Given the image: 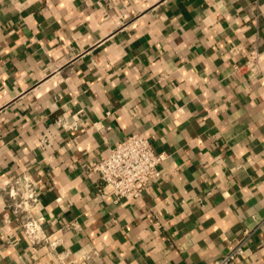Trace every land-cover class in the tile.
I'll return each instance as SVG.
<instances>
[{"label": "crops", "instance_id": "1", "mask_svg": "<svg viewBox=\"0 0 264 264\" xmlns=\"http://www.w3.org/2000/svg\"><path fill=\"white\" fill-rule=\"evenodd\" d=\"M130 133L161 175L96 199L85 164ZM21 172L48 240L0 187V264H212L245 228L235 264H264V0H0V186Z\"/></svg>", "mask_w": 264, "mask_h": 264}, {"label": "built area", "instance_id": "2", "mask_svg": "<svg viewBox=\"0 0 264 264\" xmlns=\"http://www.w3.org/2000/svg\"><path fill=\"white\" fill-rule=\"evenodd\" d=\"M259 58L260 52L257 49L250 50L242 65L234 64V73L247 70L262 73ZM164 159L165 154L155 152L151 141L142 133H130L84 167L87 172L96 174L100 181L95 192L96 199L113 197L114 200L129 201L141 197L145 187L161 175L159 165ZM0 187L13 219L32 248L46 242L48 236L42 231L41 218L34 215L41 196L35 181L29 174L21 172L7 177ZM255 231L256 228H245L230 241L227 250L216 257L212 264H235ZM54 244L49 242L51 247ZM83 259L86 264H101L100 254L95 249L84 254Z\"/></svg>", "mask_w": 264, "mask_h": 264}]
</instances>
